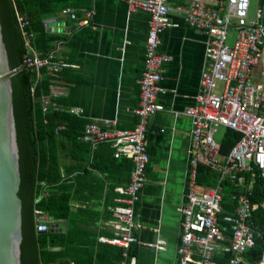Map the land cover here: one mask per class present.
I'll return each instance as SVG.
<instances>
[{
    "label": "crops",
    "instance_id": "1",
    "mask_svg": "<svg viewBox=\"0 0 264 264\" xmlns=\"http://www.w3.org/2000/svg\"><path fill=\"white\" fill-rule=\"evenodd\" d=\"M220 1L223 0H170L168 21L172 27L162 35L159 48L171 57L161 69L158 84L157 102L164 110L149 120V163L135 208L143 228L137 232L139 244L129 249L136 264H174L176 259L178 211L184 202L186 174L194 148L191 120L184 111L195 103L207 41L203 34L185 24L179 9L202 3L217 10ZM258 1L257 11H262L264 25V0ZM126 2L64 1L62 5L72 9L77 20L85 12H93L86 26L60 17L58 12L45 19L44 32L57 38L48 53L71 65L56 72L50 81L49 86L59 95L58 104L82 110V116L77 118L87 125L97 123L103 127V122H108L104 129L109 132L132 130L137 123L138 80L144 69L148 16L143 12L131 13ZM231 30L235 32L234 28ZM77 142L89 147L85 150L72 143L60 161L62 177L72 185L71 221L52 220L45 213L47 232L51 224L65 225L51 233L66 234L73 228L71 244L53 249L62 251L63 257L52 264H119L122 249L98 238L112 236L111 208L121 197L119 189L128 184L130 175L127 171L122 173L118 165L122 158H114L116 149L111 144ZM42 192L46 195L45 187ZM155 243H162L163 248L148 246Z\"/></svg>",
    "mask_w": 264,
    "mask_h": 264
},
{
    "label": "built area",
    "instance_id": "2",
    "mask_svg": "<svg viewBox=\"0 0 264 264\" xmlns=\"http://www.w3.org/2000/svg\"><path fill=\"white\" fill-rule=\"evenodd\" d=\"M126 4L131 13L143 12L148 16L144 69L138 80L137 123L132 130L112 132L104 129L108 122H103V127L91 123L85 126L82 139L92 144L109 143L116 149L114 158L131 161L128 184L119 189L121 197L116 198V205L111 208L112 236L98 240L122 249L119 264H136L129 249L139 244L137 232L143 228L135 208L149 163L148 125L151 116L164 110L157 102L158 84L162 67L171 60L159 48L162 35L172 25L168 21L170 0H127ZM249 10L250 0H223L217 10L202 3L179 9L185 24L203 34L207 41L195 103L184 111L191 120L194 148L186 174L184 202L178 211L180 233L174 264H217V258L223 255L228 256L226 264H246L243 255L256 242L264 244V232L252 227L253 213L264 210V202L252 201L257 181L264 193V25L262 11H256L254 20H250ZM58 15L86 26L93 12H85L81 20L70 8L61 9ZM16 18L27 50L22 65L36 72L37 80L40 70L50 75L71 67L51 53L40 56L31 46L29 21L21 15ZM46 25L44 20L43 26ZM232 28L236 32L235 42L232 48H226L228 31ZM33 93L32 89V96ZM58 99L59 95L49 86L48 94L39 100L41 114L82 116V110L66 109L57 103ZM218 127L240 134L224 154L219 151V142L213 139ZM200 164L218 174V183L226 179L239 189L229 195L227 210L222 205L219 184L213 188L197 186L196 171ZM43 195L44 192H39L34 205ZM33 214L36 233H46L47 215L39 209H34ZM161 244L148 246L162 249Z\"/></svg>",
    "mask_w": 264,
    "mask_h": 264
},
{
    "label": "trees",
    "instance_id": "3",
    "mask_svg": "<svg viewBox=\"0 0 264 264\" xmlns=\"http://www.w3.org/2000/svg\"><path fill=\"white\" fill-rule=\"evenodd\" d=\"M64 1L67 0H0V32L10 69L20 67L27 54L16 16L27 18V30L32 35L31 46L40 56H44L57 38L44 32L43 21L65 8L62 5ZM59 5L62 8H59ZM39 74L40 78L37 80V73L24 67L11 77L13 116L21 172L19 197L23 204L20 264L55 263L63 254L62 251L53 249L71 244L73 228L66 234L36 233L33 212L34 209H39L52 220L71 221L72 185L62 177L64 170L60 161L62 155L70 151L72 143L85 150L89 147L87 143L77 142L83 140L84 128L87 125L81 118L69 114H41L39 100L48 94V87L50 81L54 80L55 73L49 75L45 70H40ZM59 128L62 130L56 133ZM239 137L237 132L224 130L219 141L220 153H227ZM118 165L123 174L127 171L130 175L132 164L129 159L122 158ZM196 172V184L199 188H213L219 184L222 205L227 210L228 197L239 191L237 186L226 179L218 183V174L204 165H198ZM43 187L46 195L34 205V199ZM252 201L257 204L264 202V193L259 181L254 185ZM252 227L264 232V210L257 209L253 213ZM227 258V255L217 258V264H226ZM243 258L246 264H264V244L256 242Z\"/></svg>",
    "mask_w": 264,
    "mask_h": 264
},
{
    "label": "water",
    "instance_id": "4",
    "mask_svg": "<svg viewBox=\"0 0 264 264\" xmlns=\"http://www.w3.org/2000/svg\"><path fill=\"white\" fill-rule=\"evenodd\" d=\"M23 65L10 69L0 32V264H20L22 242V200L19 197L21 172L13 116L11 77ZM51 224L50 232L64 228Z\"/></svg>",
    "mask_w": 264,
    "mask_h": 264
},
{
    "label": "rangeland",
    "instance_id": "5",
    "mask_svg": "<svg viewBox=\"0 0 264 264\" xmlns=\"http://www.w3.org/2000/svg\"><path fill=\"white\" fill-rule=\"evenodd\" d=\"M259 8V1L258 0H250V10H249V19L254 20L255 18V13L257 9ZM235 32L234 31H228L227 35V41H226V48H232L233 44L235 42ZM224 129L221 127H218L215 132L213 133V139L216 142H219L220 139L222 138Z\"/></svg>",
    "mask_w": 264,
    "mask_h": 264
},
{
    "label": "bare ground",
    "instance_id": "6",
    "mask_svg": "<svg viewBox=\"0 0 264 264\" xmlns=\"http://www.w3.org/2000/svg\"><path fill=\"white\" fill-rule=\"evenodd\" d=\"M257 183V182H256Z\"/></svg>",
    "mask_w": 264,
    "mask_h": 264
}]
</instances>
